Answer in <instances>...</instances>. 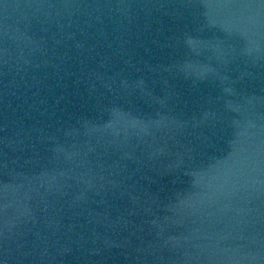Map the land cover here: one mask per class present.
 <instances>
[{
    "label": "water",
    "instance_id": "obj_1",
    "mask_svg": "<svg viewBox=\"0 0 264 264\" xmlns=\"http://www.w3.org/2000/svg\"><path fill=\"white\" fill-rule=\"evenodd\" d=\"M0 264H264V0H0Z\"/></svg>",
    "mask_w": 264,
    "mask_h": 264
}]
</instances>
